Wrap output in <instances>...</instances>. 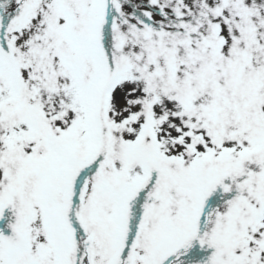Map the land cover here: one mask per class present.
<instances>
[{"label": "snow or ice", "instance_id": "6c2138e0", "mask_svg": "<svg viewBox=\"0 0 264 264\" xmlns=\"http://www.w3.org/2000/svg\"><path fill=\"white\" fill-rule=\"evenodd\" d=\"M0 264H264V0H0Z\"/></svg>", "mask_w": 264, "mask_h": 264}]
</instances>
